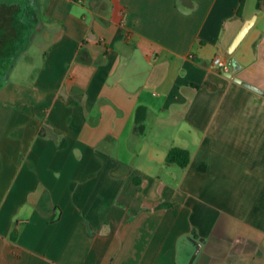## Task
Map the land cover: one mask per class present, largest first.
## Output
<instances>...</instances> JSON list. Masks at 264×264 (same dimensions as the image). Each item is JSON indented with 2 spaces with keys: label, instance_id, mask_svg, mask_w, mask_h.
<instances>
[{
  "label": "crops",
  "instance_id": "0c3cea01",
  "mask_svg": "<svg viewBox=\"0 0 264 264\" xmlns=\"http://www.w3.org/2000/svg\"><path fill=\"white\" fill-rule=\"evenodd\" d=\"M257 1L0 0V264H264Z\"/></svg>",
  "mask_w": 264,
  "mask_h": 264
},
{
  "label": "trees",
  "instance_id": "16d2710c",
  "mask_svg": "<svg viewBox=\"0 0 264 264\" xmlns=\"http://www.w3.org/2000/svg\"><path fill=\"white\" fill-rule=\"evenodd\" d=\"M243 3H244V0H241L239 8L237 10L238 16H241V14H242ZM263 5H264V0H258L257 1V9L258 10L262 9ZM2 37H3V33H0V44H1ZM250 87L261 92V93H264V91H262L260 88H258L255 85L251 84ZM166 162H167V164H174V165H177L181 168H184L190 162V153L188 150L182 149L180 147H173L167 153ZM193 235H194V232H193Z\"/></svg>",
  "mask_w": 264,
  "mask_h": 264
},
{
  "label": "water",
  "instance_id": "95a60500",
  "mask_svg": "<svg viewBox=\"0 0 264 264\" xmlns=\"http://www.w3.org/2000/svg\"><path fill=\"white\" fill-rule=\"evenodd\" d=\"M254 20H255V17L244 22L240 31L237 33V35L235 36L231 45L228 48L229 54H232L236 50V48L239 46V44L241 43L245 35L248 33V31L252 27ZM230 66H231L230 71L225 73L228 77H231L233 74H236L241 69V65L238 63V61L234 57L230 61ZM235 79L240 82V79L238 78H235Z\"/></svg>",
  "mask_w": 264,
  "mask_h": 264
},
{
  "label": "built area",
  "instance_id": "2783aa9c",
  "mask_svg": "<svg viewBox=\"0 0 264 264\" xmlns=\"http://www.w3.org/2000/svg\"><path fill=\"white\" fill-rule=\"evenodd\" d=\"M86 0H76V2L83 4ZM214 66H216L219 69L227 70L229 67V63L222 59L221 57H216L213 61Z\"/></svg>",
  "mask_w": 264,
  "mask_h": 264
}]
</instances>
